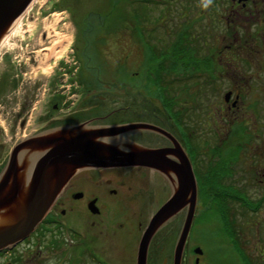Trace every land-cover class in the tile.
I'll list each match as a JSON object with an SVG mask.
<instances>
[{"label":"flooded vegetation","instance_id":"obj_1","mask_svg":"<svg viewBox=\"0 0 264 264\" xmlns=\"http://www.w3.org/2000/svg\"><path fill=\"white\" fill-rule=\"evenodd\" d=\"M230 1V9L216 20L221 29L217 44L207 48L203 58V61L210 58V62H204L206 74L192 78L195 83L187 86V119L182 127L177 126L179 123L174 125L171 117L165 118L159 108L139 111L138 104L142 103L139 94L129 93L126 86L122 90L125 102L111 112L100 113L99 109L107 106L108 101H93L82 94L86 81L79 78L80 67L72 84L77 85L76 101L84 104V110L71 113L64 92H56L50 95L54 103L49 111L47 82L41 79L31 82L32 72H23L25 64L5 63L6 67L0 70V127L1 121L8 122L11 138L10 144L1 145L0 141V177L10 162L23 172L33 167L42 155L33 154L32 145L46 136L51 127H80L86 133L103 134L106 127L141 123L160 132L140 130L120 136V147L114 144L118 154L136 156L131 159L133 165L74 172L34 231L14 247L0 251V264H96L95 261L111 264L113 260L136 264L139 242L150 219L179 186L170 168L177 164L182 169L181 159L188 160L192 169L197 200L200 188L211 184L221 199V216L224 209H231L230 204L234 207L231 214L237 226L234 234L237 257L249 264L248 256L240 248L246 241L250 246L248 253H256L264 262V0ZM216 85L228 90L222 103L210 108L212 117L208 125L213 123L216 130L215 142L211 144L192 136L196 131L201 133L199 116L209 109L194 100ZM56 114L59 116L54 117ZM4 136L0 132V140ZM156 151L162 153L154 154ZM186 211L184 206L153 234L146 264H153L159 257H154L152 248L163 243L175 246L182 226L171 225ZM63 232L79 242L89 238V244L96 247L77 255L78 244L74 242L68 245V256H64L60 238ZM137 234L134 256L127 259L126 249ZM189 234L181 262L186 260L189 264L190 257H194L193 263H199L203 254L197 256L191 250ZM48 250H61V255L48 254ZM169 254L161 264H170L171 256L173 261V253Z\"/></svg>","mask_w":264,"mask_h":264},{"label":"rangeland","instance_id":"obj_2","mask_svg":"<svg viewBox=\"0 0 264 264\" xmlns=\"http://www.w3.org/2000/svg\"><path fill=\"white\" fill-rule=\"evenodd\" d=\"M231 6L230 0H32L20 25L7 37L9 27L0 39V70L6 67L5 63L25 64L23 72H32L31 82L39 79L43 83L47 82L48 110L52 109L54 103L50 95L64 92L63 98L70 104L71 113L74 114L84 110V104L76 101L77 85L72 84L76 79L75 71L80 67L79 78L86 81L82 94L90 96L93 101L109 102L99 109L100 113L111 112V109L125 102L122 90L126 86L129 93L139 94L138 100L142 102H138L139 111L146 109L151 112L159 108L165 118L171 117L174 125L179 123L177 126L182 127L187 119V86L195 83L192 78L206 74L204 62H210V58L204 61L203 58L207 48L216 46L217 35L221 31L216 20ZM134 12L141 17L139 20L134 19ZM184 33L189 37L185 38ZM194 36L199 39L196 41L200 53L196 56L192 47ZM204 42H207L206 49ZM180 44L179 50H170L173 45ZM169 51L173 52L172 58ZM163 52L166 53L165 58L161 55ZM152 53L155 56L152 57ZM160 69L166 72V77L159 80L158 74L155 78L154 72ZM209 88L194 100L206 110L209 109L199 116L202 120L199 125L201 133L196 131L192 136L200 142L214 144L215 126L213 123L208 125L212 117L210 108L222 103L228 89L218 85ZM34 115L31 124L34 123ZM58 116L56 114L54 117ZM189 123L187 120V126L190 127ZM63 126L51 127L49 130ZM0 128V132L6 135L0 140L1 145L10 144L8 122L1 121ZM28 132L29 129L25 133ZM212 152H209L211 156ZM200 189L189 231L191 250L200 248L203 252L198 264H244L237 257L234 247L237 226H234V215L231 214L232 204L229 205L231 209H224V215L221 216V199L214 193V185L208 184L205 189L203 186ZM184 218L185 214L171 226H182ZM260 229L262 231L263 226ZM60 238L64 256H68V245L74 242L78 244L75 250L77 255L85 250L91 251V246L96 247L94 243L89 244V238L79 242L66 232ZM137 238L138 234L131 239L126 249L127 259L134 256ZM240 248L250 261L253 260L251 264H264L256 253H248L250 246L246 241ZM174 249V245L163 243L159 248H152V254L159 256L157 261L161 264L169 253L174 256ZM61 250H48L47 253L56 254ZM184 257L187 258V251ZM193 259L190 257L189 264H194ZM95 263L100 264L97 261ZM111 264L129 263L113 260ZM131 264H135V261ZM181 264H187V261Z\"/></svg>","mask_w":264,"mask_h":264},{"label":"water","instance_id":"obj_3","mask_svg":"<svg viewBox=\"0 0 264 264\" xmlns=\"http://www.w3.org/2000/svg\"><path fill=\"white\" fill-rule=\"evenodd\" d=\"M31 1L0 0V39L11 24L26 11ZM140 130L160 132L153 126L141 123L106 127L103 134L86 133L80 127H60L49 130L46 136L32 145L31 152L42 155L33 167H27L23 172V169L10 162L0 177V198L8 194L6 200L22 197V202L17 208L18 212L12 213L10 221L0 224V251L14 247L34 231L46 216L55 196L77 170L133 165L131 159L136 156L118 154L114 144L120 147V136ZM161 153L162 151L154 152ZM143 155L149 156L146 153ZM181 162L182 169L177 164L170 168L179 186L171 199L150 219L139 242L136 264L147 263V249L153 234L186 206L187 211L173 256V264H181L197 200V185L190 164L184 159ZM2 202L0 200V209L4 208ZM10 205L15 207V203ZM194 254L202 255V251L197 248Z\"/></svg>","mask_w":264,"mask_h":264},{"label":"bare ground","instance_id":"obj_4","mask_svg":"<svg viewBox=\"0 0 264 264\" xmlns=\"http://www.w3.org/2000/svg\"><path fill=\"white\" fill-rule=\"evenodd\" d=\"M30 7H28L29 9ZM25 12H23V14H21V16L19 18H17L10 26V29L8 32V35H6L7 37H9L11 35V33H13L15 31V29L20 25L21 23V20H22V17L25 16L27 10ZM6 37V38H7ZM45 51H47V49H44ZM8 194H5L4 196H2V198H0V200H2V206H4V208H1L0 209V224H3V223H6V222H9L10 221V218L13 217L12 213L14 212H18L17 208H19L21 202H22V197H19V198H15L14 200L12 199H5L6 196ZM5 203L7 205H5ZM12 203H15V207L13 205H10ZM9 220V221H8ZM12 220V219H11Z\"/></svg>","mask_w":264,"mask_h":264},{"label":"trees","instance_id":"obj_5","mask_svg":"<svg viewBox=\"0 0 264 264\" xmlns=\"http://www.w3.org/2000/svg\"><path fill=\"white\" fill-rule=\"evenodd\" d=\"M149 3H151L152 4V2H149ZM141 18V17H140ZM139 18V15H137V12H134V19L135 20H139L140 19ZM188 33H190V32H188ZM184 35H185V38L186 37H189L188 36V34L187 33H184ZM195 38H194V44H192V47H193V54L196 56L197 54H199L200 52H198L197 50V47H199L198 46V42L196 41V40H199V39H196V37L197 36H194ZM183 46H184V41H183ZM180 47H181V44L180 45H173L172 47H171V49L170 50H179L180 49ZM152 49V48H151ZM153 50V53H154V49H152ZM152 53V57L153 56H155V54H153ZM168 54H170V57L172 58L173 57V52L172 51H169L168 52ZM164 58L166 57V53L165 52H163L162 54H161ZM198 60H200V58H197ZM162 73H163V75H162ZM156 74H158V78H159V80L161 79V78H163L164 76H165V74H166V72L165 71H163V70H156L155 72H154V76H155V78H156ZM166 77V76H165ZM154 255V254H153ZM155 257V256H154ZM155 261H156V259H155ZM155 261H153V264H155ZM157 262V261H156ZM157 264H159L158 262H157Z\"/></svg>","mask_w":264,"mask_h":264}]
</instances>
